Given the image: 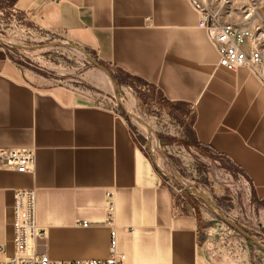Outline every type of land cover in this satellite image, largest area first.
Instances as JSON below:
<instances>
[{
  "label": "crops",
  "instance_id": "crops-1",
  "mask_svg": "<svg viewBox=\"0 0 264 264\" xmlns=\"http://www.w3.org/2000/svg\"><path fill=\"white\" fill-rule=\"evenodd\" d=\"M13 7L92 54L105 72L150 86V93L139 91L145 104L168 117L188 113L187 136L158 134L163 143L227 159L250 182L252 200L264 205V79L249 67L218 64L189 0H13ZM30 75L0 54V148H35L32 172L0 168V244L7 253L14 191L31 188L44 231L37 250L51 259L108 255L112 193L126 264H258L260 237L248 226L237 224L242 233L232 222L202 218L180 201L135 142L127 116L97 101L104 95Z\"/></svg>",
  "mask_w": 264,
  "mask_h": 264
},
{
  "label": "rangeland",
  "instance_id": "rangeland-1",
  "mask_svg": "<svg viewBox=\"0 0 264 264\" xmlns=\"http://www.w3.org/2000/svg\"><path fill=\"white\" fill-rule=\"evenodd\" d=\"M205 8L220 22L236 24L254 32L256 46L263 56L262 67L255 71L264 79V0H205ZM0 54L7 55L20 69L30 72V77L35 75L45 78L50 84L89 91L95 93L96 98L99 94L104 95V99L99 96L102 99L97 101L119 110L127 116L128 124L133 130L137 129L146 134L147 129L135 117L138 115L152 127L161 144L167 143H163L159 136L182 139L189 132L188 113L181 112L168 118L156 106L145 104L139 98V91L145 88L148 90L145 92L150 93V86L115 69L105 72L98 66L99 63L92 54L63 37L40 29L25 11L15 10L13 0H0ZM177 126L180 128L179 132ZM136 134L142 142L146 141L142 133L136 131ZM175 145L185 147L186 151L179 156L156 151V156L160 158L161 168L170 173L172 181L179 187L187 185V190L184 191L188 206L194 205L196 213L202 218L205 215L215 216L218 220H230L236 226H248L251 232L263 240L264 205L256 204L251 195L250 200H247L251 188L249 190L247 186L239 183L237 170L226 162H215L213 156L200 152L201 155L198 156L195 153L198 150L193 145ZM160 153L169 157L170 163ZM189 189L203 193L211 202L212 208H204L202 198L195 199L189 195ZM252 204L255 205L254 215L251 213ZM257 208L263 210L261 219L258 217ZM258 223L262 226L259 227ZM259 249L258 264H264V249Z\"/></svg>",
  "mask_w": 264,
  "mask_h": 264
},
{
  "label": "built area",
  "instance_id": "built-area-1",
  "mask_svg": "<svg viewBox=\"0 0 264 264\" xmlns=\"http://www.w3.org/2000/svg\"><path fill=\"white\" fill-rule=\"evenodd\" d=\"M191 6L199 13L200 18L198 26L205 29L210 40L216 45V49L219 55L218 64L229 70H236L239 67H249L256 71L263 65V56L261 51L256 46L254 32L246 27H240L232 23L220 22L211 13H208L205 8V0H189ZM142 88L141 90L147 91ZM164 113V112H163ZM132 114V113H131ZM165 114V113H164ZM135 115V114H133ZM137 120H140L143 126L147 129L145 132H139V130H133L130 127V132L135 142L144 150L147 155L153 160L154 164L162 176L166 179V182L172 186L175 190L177 198L180 201H184L186 184L183 187H179L173 179L170 177V173L161 168L160 158L156 156L157 152H165L167 155H180L181 152L186 151L185 147L179 145H167L161 144L155 137L154 130L148 122L141 120L138 115ZM169 118V117H168ZM171 121V120H170ZM173 123V121H171ZM178 132L180 128L176 127ZM172 129V127H171ZM142 133L145 137L142 142L136 134ZM161 150V151H160ZM173 150V151H171ZM194 152V151H193ZM176 153V154H175ZM195 153L200 156L197 151ZM163 154V153H160ZM168 163L170 158L162 155ZM215 162L221 163L230 162L223 157H215ZM35 161V148H0V168H12L18 173L32 172ZM237 177L239 183L247 186L250 190V182L245 178L243 174L237 171ZM183 182V181H182ZM184 183V182H183ZM187 190V189H186ZM198 190L189 189L188 194L195 199L200 198ZM203 194V193H202ZM251 191L247 194V200H250ZM107 216L106 224L109 226V252L108 255L102 258H88V259H74V260H55L51 259L47 254L38 252L37 240L40 236L44 235V231L38 227L35 222V192L29 188H18L14 191V199L12 204L13 218V250L11 253H7L4 244H0V264H126L125 254L120 252L117 248V226L115 224L114 214V202L113 194H107ZM202 198V197H201ZM204 208L211 207V202L206 198H202ZM252 214H255V205L252 204ZM201 208V207H199ZM212 208V207H211ZM193 211V207L189 209ZM205 211V210H204ZM263 210L257 208V214L260 218ZM264 214V211H263ZM209 220L216 219L215 216H208ZM261 219V218H260ZM226 221V220H225ZM230 221V220H229ZM262 222V221H261ZM83 226L87 225L86 221L82 222ZM264 248V239L258 242ZM263 243V244H262Z\"/></svg>",
  "mask_w": 264,
  "mask_h": 264
},
{
  "label": "water",
  "instance_id": "water-1",
  "mask_svg": "<svg viewBox=\"0 0 264 264\" xmlns=\"http://www.w3.org/2000/svg\"><path fill=\"white\" fill-rule=\"evenodd\" d=\"M99 67L102 68V69H104V68H103L102 66H100V65H99ZM104 70H105V69H104ZM199 195H200L202 198L206 199V197L204 196V194L199 193ZM226 221L231 222V221H229V220H226ZM233 226H234L235 228L239 229L235 224H233ZM239 231H241V232L243 233L242 230L239 229ZM244 234H245V233H244Z\"/></svg>",
  "mask_w": 264,
  "mask_h": 264
},
{
  "label": "bare ground",
  "instance_id": "bare-ground-1",
  "mask_svg": "<svg viewBox=\"0 0 264 264\" xmlns=\"http://www.w3.org/2000/svg\"><path fill=\"white\" fill-rule=\"evenodd\" d=\"M111 84V83H110Z\"/></svg>",
  "mask_w": 264,
  "mask_h": 264
}]
</instances>
